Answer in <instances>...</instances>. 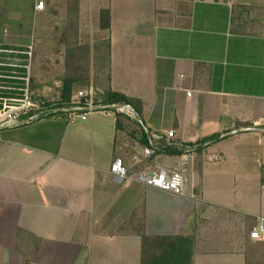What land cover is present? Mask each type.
<instances>
[{"label": "crops", "instance_id": "1", "mask_svg": "<svg viewBox=\"0 0 264 264\" xmlns=\"http://www.w3.org/2000/svg\"><path fill=\"white\" fill-rule=\"evenodd\" d=\"M89 30L106 40L105 91L140 100L149 130L187 145L217 139L186 163L173 196L111 174L117 158L139 167L131 146L142 140L113 111L3 132L0 264H141L142 233L188 238L190 264H264V243L248 238L264 217V0H0V46L35 41L37 81L51 74L40 48L52 38L79 50ZM53 61L61 77L66 58ZM149 164L181 168L165 153Z\"/></svg>", "mask_w": 264, "mask_h": 264}, {"label": "built area", "instance_id": "2", "mask_svg": "<svg viewBox=\"0 0 264 264\" xmlns=\"http://www.w3.org/2000/svg\"><path fill=\"white\" fill-rule=\"evenodd\" d=\"M43 2H38L36 10H42ZM34 43L31 41L23 48H4L0 46V143L5 131L28 126L43 120L63 119L74 123L77 119L85 120L91 113L113 111L118 115L135 120L139 125L143 140L132 143L131 162L139 166L132 170L123 160L117 158L110 166V172L117 180L133 179L147 187H152L173 196H182L186 183L184 166L193 160L199 150L195 144L178 143L174 130L153 132L139 119L130 105H102L94 102L92 89L78 91L71 96L70 105L56 107L59 100L48 99L45 94H35L32 89V63ZM205 146V145H204ZM168 148H180L178 158L181 168L177 170L152 167L149 162ZM209 159H216L215 156ZM252 242L264 243V217H259L248 233Z\"/></svg>", "mask_w": 264, "mask_h": 264}, {"label": "rangeland", "instance_id": "3", "mask_svg": "<svg viewBox=\"0 0 264 264\" xmlns=\"http://www.w3.org/2000/svg\"><path fill=\"white\" fill-rule=\"evenodd\" d=\"M92 29V28H90ZM90 31V30H89ZM92 32V33H91ZM88 35L82 36L79 40V50L73 48L67 49H55L53 45L52 38L50 39L51 44L48 47H43L38 50L42 52V56L45 54L48 56L49 64L46 68L50 71L49 79L40 81L36 80L33 77V63H32V84L33 92L35 94H45L48 99L59 100L62 80L65 78L64 70L68 68V77L69 79L75 80L73 85L72 95L78 91H88L92 89L94 94V101L97 98V101H101L105 95V86L107 82V61H106V40H102L99 36V33H87ZM87 36V37H86ZM37 53V44L34 41V54ZM62 55L66 58V64L63 67V74L56 77V66L54 64V59ZM63 77V78H62ZM36 81V82H35ZM39 87L38 89L46 90L45 93H37L34 88ZM59 92V93H58Z\"/></svg>", "mask_w": 264, "mask_h": 264}, {"label": "trees", "instance_id": "4", "mask_svg": "<svg viewBox=\"0 0 264 264\" xmlns=\"http://www.w3.org/2000/svg\"><path fill=\"white\" fill-rule=\"evenodd\" d=\"M99 27L101 30H107L110 27V15L108 10H100L99 13ZM68 70V68H67ZM68 71L66 72L65 78L62 80V88L60 93L59 101L55 104L56 107L65 108L70 105L72 96L73 85L75 80L69 79ZM102 105H130L134 108L137 115L139 116L142 109V102L138 99L126 97L123 94L115 93L111 91L105 92L101 101H94ZM141 132V131H140ZM217 138L209 137L195 145L199 146L198 154L204 149V145L207 142L215 141ZM143 140V136H142ZM191 145V144H189ZM162 153L172 156H180L182 150L180 148H168ZM261 183L264 184V175L261 178ZM141 236V264H190V255L186 258L185 254H181L182 250L180 244L187 246L189 244L188 238H168V237H149L140 234ZM26 264H29L26 262Z\"/></svg>", "mask_w": 264, "mask_h": 264}]
</instances>
